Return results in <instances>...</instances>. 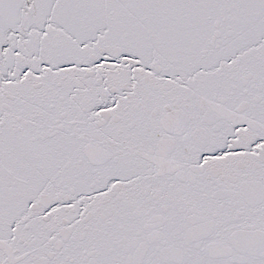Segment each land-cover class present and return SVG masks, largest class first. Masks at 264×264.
I'll return each instance as SVG.
<instances>
[{
    "label": "snow or ice",
    "instance_id": "6c2138e0",
    "mask_svg": "<svg viewBox=\"0 0 264 264\" xmlns=\"http://www.w3.org/2000/svg\"><path fill=\"white\" fill-rule=\"evenodd\" d=\"M0 264H264V0H0Z\"/></svg>",
    "mask_w": 264,
    "mask_h": 264
}]
</instances>
